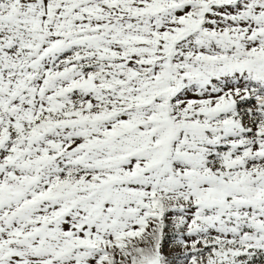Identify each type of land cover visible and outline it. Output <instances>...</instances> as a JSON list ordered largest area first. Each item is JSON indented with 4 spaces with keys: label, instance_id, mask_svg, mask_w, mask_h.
<instances>
[{
    "label": "snow or ice",
    "instance_id": "obj_1",
    "mask_svg": "<svg viewBox=\"0 0 264 264\" xmlns=\"http://www.w3.org/2000/svg\"><path fill=\"white\" fill-rule=\"evenodd\" d=\"M0 264H264V0H0Z\"/></svg>",
    "mask_w": 264,
    "mask_h": 264
}]
</instances>
